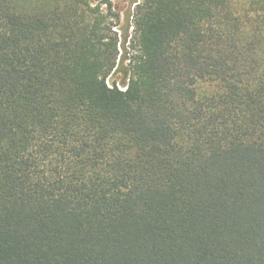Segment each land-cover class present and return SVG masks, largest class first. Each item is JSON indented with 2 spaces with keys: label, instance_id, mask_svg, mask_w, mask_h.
<instances>
[{
  "label": "trees",
  "instance_id": "obj_1",
  "mask_svg": "<svg viewBox=\"0 0 264 264\" xmlns=\"http://www.w3.org/2000/svg\"><path fill=\"white\" fill-rule=\"evenodd\" d=\"M109 12L0 0V264H264V0Z\"/></svg>",
  "mask_w": 264,
  "mask_h": 264
},
{
  "label": "rangeland",
  "instance_id": "obj_2",
  "mask_svg": "<svg viewBox=\"0 0 264 264\" xmlns=\"http://www.w3.org/2000/svg\"><path fill=\"white\" fill-rule=\"evenodd\" d=\"M93 5L98 3L102 4V9L105 10V13L109 12V4L112 5V11L109 12V15L113 14L111 17V22L114 24L110 35L118 38L119 42V59L118 66L113 71L109 84L112 86L113 82H116L121 89H126V84L129 78V56L130 49L129 47H123V41L125 36L128 35L127 40H130L131 35L133 34V24H134V11L137 3L142 2V0H90ZM121 43V45H120ZM129 42H127V46Z\"/></svg>",
  "mask_w": 264,
  "mask_h": 264
}]
</instances>
